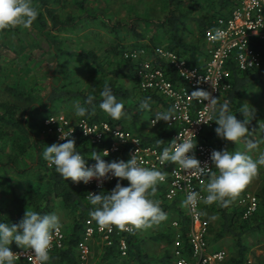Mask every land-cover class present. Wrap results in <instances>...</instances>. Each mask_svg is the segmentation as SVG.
<instances>
[{
    "label": "trees",
    "instance_id": "1",
    "mask_svg": "<svg viewBox=\"0 0 264 264\" xmlns=\"http://www.w3.org/2000/svg\"><path fill=\"white\" fill-rule=\"evenodd\" d=\"M60 1L32 0V6L37 9L38 16L31 27H36L37 29H34L40 36L38 42L33 40L31 43L32 50H28L30 54L28 56L32 63L29 65L31 70L28 68L30 72H26V75L30 77L29 82L34 84L32 88L23 86L22 79L19 76H14L12 71V68L16 67L20 72H24L29 61L22 60L17 64L12 63L9 69V67H6L4 56L0 52V86L4 85V87H0V91H5L12 98V100L0 101V221L8 224H18L25 215L26 210L49 214L55 213L61 207L70 217V224L65 229L63 228L66 235L64 247L50 252L48 264H78L80 260L78 254L79 243L84 237L87 221L93 220L89 215L92 206L87 199L88 192L86 189L75 187L70 179L66 181L61 178L55 172V169L50 168L43 159V150L47 145L50 146L54 140L52 137L41 139L43 120L40 121L36 115L58 109L61 103L68 101L80 100L83 103L84 99L91 95L94 97L95 111L90 110L85 117L76 116L77 120L107 121L113 126L138 133L147 145L157 146L158 140L163 141L159 147L157 146L160 149L168 147L171 132L162 129L160 133L154 135L141 131L140 125L145 119L144 114L146 112L152 114L156 107L162 105L166 107V103L157 93L139 90L136 65L132 61L125 60L123 54L124 64L117 66L114 71L110 72V78L105 79L103 82L97 81L88 89L74 90L64 84L61 77L58 78L62 82L61 84H51L53 74L50 68H52V65L53 67L56 66L58 71L66 73L61 68L63 64L61 60L65 55L86 58L99 71L105 72L95 52H78L74 54V52L62 48L59 35L74 31L78 27V23L73 18L65 20L61 18V11L54 7L55 4H60ZM239 2L240 0H165V15L156 21L149 17L137 15V18H133L132 21L114 23L111 17L107 19L106 14H99L101 13L99 9L94 10L95 15L80 18V21L98 22L115 35L126 30L138 40L142 39L144 35L140 29V23L146 24L156 31L155 36L151 39L152 41L156 39V46L162 44V47L182 54L192 65H199L197 58L203 53L202 50L206 46L204 37L206 31L214 26V22L220 16L227 15ZM78 3L81 6L83 5L80 2ZM198 5L201 7H198ZM203 5L204 7H202ZM198 8H201V10L198 14H194V9ZM48 20L51 22H48ZM190 23H193L195 27ZM13 30L14 28H7L0 30V32L6 35ZM42 39L47 41L48 51L40 48ZM160 39L162 40L161 44L157 43ZM138 46L137 44L136 47ZM13 47L11 46V48ZM38 48L40 50L36 52ZM115 50L116 48L111 49V51ZM230 69L233 87L225 99L229 103L231 114L242 120L243 115L239 111L245 104L243 102L245 94L250 89L257 87L261 90L264 98V63L259 69L249 72H240L235 66ZM38 70L40 75L42 74L41 76L45 77L44 82L40 83L39 77L34 75ZM31 73L34 76H31ZM123 79L135 81L133 89L139 94L136 101L133 100L130 89L121 83ZM105 83L112 88L117 100L124 104V111L127 115L122 116L120 120H113L99 109V103L102 100L100 92L103 90ZM35 85H38L39 88L37 89ZM146 97H151V110H139V103ZM224 102L225 100L221 101L220 104ZM255 122L257 121L254 118L248 125L249 130L262 129L264 133V126L259 127ZM217 126L215 123V128ZM214 130L208 139L213 145L216 143L214 138L217 136ZM71 139H75L77 151L84 155L88 162L94 161L89 157L93 151L101 154L105 148L109 147L106 143L100 147L90 146L85 143L79 133ZM2 157H5L4 160H2ZM102 158L107 162L116 160L113 155ZM121 183L123 186H127L129 182L124 180ZM156 187V193L149 198L159 202L161 209L167 215V219L155 225L162 229L155 232L152 239L157 243H166L167 247L164 254L155 256L149 252L147 242L152 239L141 235V229L134 228L133 232H126L125 229L117 227L120 234L116 233L114 235L113 244L110 246L106 244L99 245L95 253L90 254L87 264H173L172 246L177 232L181 231L183 233L185 243L188 241V217L178 207L176 201L168 202L166 200L164 185L158 183ZM107 192L105 191V194ZM257 197L260 200L259 210L253 216L244 219V208L235 209L231 215L232 217L229 218L230 221L225 218L226 221L222 225V231L218 234L220 237L229 233L233 235L238 248V256L232 260L233 262L240 263L247 256L248 247L242 245V236L254 230L259 233L263 229L264 221L259 223V212L264 208V185ZM226 209L227 207L222 209L223 214H227ZM172 213H178L173 219L178 221L180 228L174 226L163 227V224L170 219V214L173 215ZM93 221L97 223L95 220ZM96 238L99 237L96 235ZM122 239L127 244L126 255H123L120 250ZM10 247L12 250L21 249L16 246L15 242ZM15 264L27 263L16 262Z\"/></svg>",
    "mask_w": 264,
    "mask_h": 264
},
{
    "label": "built area",
    "instance_id": "2",
    "mask_svg": "<svg viewBox=\"0 0 264 264\" xmlns=\"http://www.w3.org/2000/svg\"><path fill=\"white\" fill-rule=\"evenodd\" d=\"M217 31L222 33L220 39H216ZM204 37L207 45L206 57L199 65H192L179 52L162 46H156L152 56L143 49H130L123 53V57L136 65L139 90L157 93L166 103L165 110L157 109L152 113L149 120L150 127L157 129L165 126L170 130L168 147L173 140L179 142L177 138L190 137L193 143H196L193 153L201 161V166L207 162L211 167L210 154L216 149L206 138L215 127V121L210 119L212 113L208 101L194 99L191 92L207 91L211 97L218 99L220 104L233 87L230 69L232 66L240 72H249L263 65L264 0H240L227 15L220 16L214 22V26L206 31ZM169 109H172L173 115L169 122L159 121L156 125H151L156 112ZM43 133L52 137L53 143L65 142L59 139L62 133H72L70 139L79 133L90 146L100 147L106 143L109 146L105 148L109 152L106 157L113 155L116 161H127L136 154L140 166L156 168L166 173L165 181L160 184L166 188L168 201H177L180 196L185 200L192 191L200 193L201 198L207 195L208 176H201L194 170L186 171L172 162L162 164L159 157L163 149L147 145L142 137L132 130L113 126L107 121L73 120L66 115L56 114L47 117ZM82 156L85 158L84 155ZM89 157L91 158V155ZM87 163L92 166L95 161H87ZM117 179L104 181L102 188L98 187L96 180L88 185L82 182L72 183L75 187L86 189L87 192L99 193L110 192L115 187ZM239 203L244 207V219H248L258 211L260 200L256 195L248 194L242 197ZM203 206L201 199L195 207H185L192 222L187 235L190 252L186 253L183 235L179 233L173 244V264H235L231 262L226 250H211L208 222L202 213ZM173 226L179 227L178 221H175ZM125 231L133 232L134 227L126 225ZM116 233L120 234L115 225L102 227L93 220H88L84 237L78 246L80 259L78 264L88 263L91 246L96 239L110 246L114 242ZM96 235L99 238H96ZM65 240L63 229L58 234L54 233L50 252L62 249ZM259 249L264 255V240L259 245ZM120 250L126 255L127 244L124 239L121 240ZM12 251L16 253L15 263L39 264L31 250L21 248ZM240 264L258 263L249 256Z\"/></svg>",
    "mask_w": 264,
    "mask_h": 264
},
{
    "label": "clouds",
    "instance_id": "3",
    "mask_svg": "<svg viewBox=\"0 0 264 264\" xmlns=\"http://www.w3.org/2000/svg\"><path fill=\"white\" fill-rule=\"evenodd\" d=\"M37 16L38 11L32 6V0H0V30L17 26L29 28ZM221 37L222 33L217 31L216 39ZM100 96L102 100L99 109L110 118L120 120L122 116L127 115L124 104L117 100L107 83ZM191 96L202 102L208 101L212 113L210 119L218 125L214 130L217 137L234 143L244 139L246 151L213 150L210 154L211 167L207 162L201 166V161L193 153L196 143H193L190 137H185L177 138L179 142L173 140L169 147H164L159 159L162 164L172 162L186 171L194 170L201 176L209 177L206 185L207 195L201 198L200 193L189 192L182 206L195 207L202 199L205 205L215 203L219 207H228L232 198L257 175L259 167L264 166V152L256 159L248 154L264 141V137H261V140L250 138L253 133L249 131L248 125L255 118L256 110L252 106L249 107L248 103L244 104L239 111L243 119L239 120L236 115L231 114L228 101L219 104L218 99L211 97L210 93L204 90H194ZM150 102L151 97L142 99L138 105L139 110L150 111ZM73 108L75 116L85 117L90 110L95 111L94 97L89 95L83 103L80 100L74 101ZM154 117L151 120L152 126L159 121L167 123L173 118L172 109L158 111ZM71 136L72 133H62L59 139L64 140V143L47 145L42 152L48 166L54 167L61 178L85 185L96 180L101 188L104 181L118 178L115 187L107 194L104 191L88 192L87 199L92 206L89 215L93 220L102 227L115 225L125 229L126 225H131L136 229H145L167 219L159 202L149 198L156 193L157 184L165 181V172L140 166L136 154L127 161L107 162L102 158L109 155L107 150L103 151V155L93 151L91 159L95 164L89 166L87 159L77 151L75 139L69 138ZM162 143L163 141L158 140L157 146ZM213 167L216 171H213ZM124 180L129 182L127 186L122 185ZM62 226L61 218L56 213L41 214L28 210L18 224L0 221V264H15L16 253L10 247L13 242L19 248L31 250L39 264H48L54 233L58 234Z\"/></svg>",
    "mask_w": 264,
    "mask_h": 264
},
{
    "label": "rangeland",
    "instance_id": "4",
    "mask_svg": "<svg viewBox=\"0 0 264 264\" xmlns=\"http://www.w3.org/2000/svg\"><path fill=\"white\" fill-rule=\"evenodd\" d=\"M78 2L82 3L83 5L81 6ZM54 7L61 11V18L63 20L67 18H73L76 19L78 23V27L74 31L68 32L67 34L65 33L64 35H59V40L62 44V48L68 49L69 51L74 52V54H77L78 52L93 51L98 56V61L103 65L105 69V72L99 71L98 68L86 58L79 56L76 57L75 55V57L65 55V57L62 58L61 63L63 64L61 68L62 70H65L66 73L63 71H58L56 66L53 67L52 65V68H50V71L53 74L51 84H61L63 82L64 84L77 91L88 89L97 81L103 82L105 81V79L107 80L108 78H110L111 75H109V73L114 71L117 66L124 64L122 54L126 50L143 49L152 56L154 50L156 49V39L155 41L151 40L155 36L156 31L151 26L140 23V29L144 35L142 39L138 40V38H136L135 36H131L126 30H123L115 35L113 33H110L107 28H105L98 22H92L90 20L80 21V18H85L88 15H95L96 12L94 10L99 9V12H101H98L99 14H106L107 19L111 17L114 23L119 21H132L133 18H137V15L149 17L152 20L156 21L164 17V13L166 10L165 0H61L60 4L57 3ZM198 7L201 6L198 5ZM202 7H204V5ZM194 10V14H198L201 8ZM48 22L51 21L48 20ZM190 24L195 27L193 23ZM34 28H24L23 26H17L13 31L7 33L6 35L0 32V52L4 56L6 67H9L10 69V64L12 63L17 64L22 60H24L25 62L29 61L28 67H26L24 72H20V70L16 67L12 68L13 75L19 76L20 79H22L21 81L23 86L28 88H32L34 85L33 83L29 82L30 77L26 75V72H30L29 69L31 70V67H29V65L32 63L31 59L28 56L30 55L28 50H32L30 46L33 40L38 42L40 38L39 33L36 31L37 28ZM157 43L161 44L162 40H158ZM40 44L41 49L45 51L49 50L48 43L45 39H42ZM137 44L139 45L138 47H136ZM11 46L14 47L11 48ZM40 48H38L36 52H39ZM114 48H116V50L111 51V49ZM37 73L38 75H36ZM36 74L34 75L36 77H39V79L41 80L40 83L42 81H45V77L41 76L42 74L40 75L39 70L38 72L36 71ZM34 75L31 73V76ZM60 77L63 79L62 82L58 80V78ZM121 83H123L124 86L130 89V93H132L133 95V100L136 101L139 97V94L133 89L135 86V81L123 79L121 80ZM0 87H4V85H1ZM35 87L37 89L39 88L38 85H35ZM258 97H261V99L264 101V98H262V94L260 91L258 93ZM7 100H12V98H10L5 91H0V101ZM250 102L251 101L248 99V103ZM73 104L74 101H68L63 104L61 103L58 109L46 111L45 113L36 115L40 121L43 120V126L40 135L41 139H48V137H50L43 133L44 122L48 116L56 114L66 115L73 120H77V117L74 114ZM251 106L256 111L258 110L259 106L264 109V103L260 101L257 104L250 103L249 107ZM150 117L151 113L146 112L144 114L145 119L140 125L141 131L146 134L154 131L150 130V127L148 126ZM255 118L257 120H264V117L257 116V113H255ZM258 136H260V134L258 131H256V133L250 138H256L257 140H260ZM240 142H242L244 145L243 151H246V141L242 139ZM226 146L227 150L232 152H235L236 149L238 151L239 147L238 143H234L231 141H228L226 143ZM216 147L219 150L220 147H218L217 143ZM261 152H264V141H261L259 147L256 150L249 151L248 154L252 156L253 159H256ZM4 158L5 157H2V160H4ZM263 185L264 166H260L257 175L253 177L252 181L248 185H246V187L242 189L234 198H232L231 201L234 205L236 202L235 209L241 207L239 202L245 194L257 196ZM183 201L184 198L180 196L178 197L176 202L180 209L185 210V207L182 206ZM55 213L60 216L63 225L62 229H65L70 224V217L68 216L67 212L59 207L55 211ZM167 225L168 222L165 224L164 228H166ZM161 229L162 228H158L153 225L150 228L141 229V235L150 237L152 239L154 233ZM258 235L260 238H262L264 232H259ZM102 244L103 243L99 239H96L91 246V253H95L98 246ZM166 247V243H157L153 239L147 242V248L149 252L155 256H161L162 254H164Z\"/></svg>",
    "mask_w": 264,
    "mask_h": 264
},
{
    "label": "crops",
    "instance_id": "5",
    "mask_svg": "<svg viewBox=\"0 0 264 264\" xmlns=\"http://www.w3.org/2000/svg\"><path fill=\"white\" fill-rule=\"evenodd\" d=\"M206 43V42H205ZM206 47L207 45L205 46V48L202 50L203 53L197 58L199 60V64H202L203 63V60L204 58L206 57L205 53H206ZM259 91L261 92V90L259 88H252L250 89L244 96L243 98V102L245 104L248 103V99L251 101L250 103L252 104H257L259 101L260 102H263L264 101L261 99V97H258V93ZM262 94V93H261ZM263 98V97H262ZM226 101V99H225ZM248 103V104H250ZM249 106V105H248ZM157 109H161V110H165L166 107L164 105L162 106H158L156 107V110ZM257 113V116H262L264 117V109L259 106L258 110L256 111ZM152 115V114H151ZM256 119V118H255ZM150 120V119H149ZM259 127H263L264 126V120H257L256 119ZM148 126L150 127L149 125V121H148ZM162 129H167V127L165 126H160L159 128L157 129H152L150 127V130H154L153 132H150V133H147V134H158L161 132ZM215 129V127L213 128V130ZM169 130V129H167ZM213 130H211L208 134H207V138L206 140L208 141L209 137H211L210 134H212ZM250 132L253 133V135L256 133V131L259 132L260 136H258V138L261 140V137H264V133H263V130L262 129H258V130H253V129H250L249 130ZM136 133V132H135ZM138 134V133H137ZM139 135V134H138ZM143 139V138H142ZM216 143L218 144V147L219 150H222V149H227V146H226V143L228 142L227 140H223L219 137L216 136V138H214ZM144 141V140H143ZM210 142V141H209ZM211 143V142H210ZM216 143L214 144L215 146V149H217L216 147ZM212 144V143H211ZM238 151H242L243 152V149H244V145L242 142H238ZM157 147V146H156ZM237 151V149H236ZM215 171V170H214ZM208 183V182H207ZM206 183V185H207ZM160 184V183H159ZM162 185V184H161ZM166 189V188H165ZM248 194H245L244 196H246ZM165 198H166V190H165ZM167 200V199H166ZM168 201V200H167ZM168 202H174V201H168ZM235 206H236V202H235V205L232 203L229 204V206L227 207L226 209V212L227 214H223V210L225 207H219L217 204H212V205H205L203 206V216L204 218L207 220L208 222V239H209V242H210V248L211 250H219V249H224L226 250L230 255V260L232 263H235V264H240L242 263L244 260H246L249 256H252L255 261L258 263V264H264V255L263 253L261 252V250L259 249V245L261 244V242L264 240V235L262 236V238L259 237V233H256L258 231L254 230V231H250L248 232L247 234H244L242 236V240H241V243L243 246H246L248 247V253H247V256L246 258L240 262V263H236V262H233L232 260L238 256V248L236 246V242L234 240V237L233 235H231L230 233L229 234H226L222 237H220L218 234H220V232L222 231V225L223 223L226 221L225 218H228V221H230L229 218H231L232 216V213L233 211L235 210ZM242 208H244L243 206H241ZM259 210V209H258ZM185 215L188 217V223H189V228L190 226L192 225V222L189 218V215L187 214V211L186 209L183 210ZM260 214V222L259 223H262L264 221V208L261 210V212H259ZM173 215L170 214L169 216V220H167L168 222V225L171 227L173 226V223L175 221H177L176 219H173L177 216L178 213H172ZM227 216V217H226ZM166 222V223H167ZM165 223V224H166ZM165 224H163V227L165 226ZM167 225V226H168ZM158 228H161L159 226H156ZM177 228V227H176ZM180 228V226H179ZM158 231H161V230H158ZM157 232V231H156ZM189 232V231H188ZM260 232H264V225H263V229L262 231ZM181 233L183 235V233L181 231L177 232V234L175 235V239H176V236ZM174 239V241H175ZM260 243V244H259ZM184 245H185V251L186 253L189 254V243L187 241V243L184 242ZM173 248V246H172ZM174 262V260H173Z\"/></svg>",
    "mask_w": 264,
    "mask_h": 264
}]
</instances>
